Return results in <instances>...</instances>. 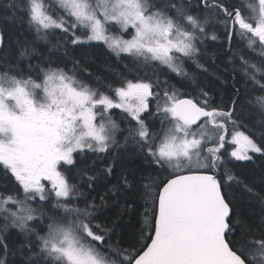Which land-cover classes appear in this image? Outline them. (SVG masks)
Wrapping results in <instances>:
<instances>
[{
    "label": "snow or ice",
    "instance_id": "obj_1",
    "mask_svg": "<svg viewBox=\"0 0 264 264\" xmlns=\"http://www.w3.org/2000/svg\"><path fill=\"white\" fill-rule=\"evenodd\" d=\"M58 6L60 15L45 0H0V180L16 188L0 193V264H264V0H248L247 14L233 0ZM215 24L223 40L209 33ZM93 41L199 95L180 98L158 73L109 85L118 99L101 92L78 79H92ZM200 75L231 79V94L216 105ZM114 108L135 126L121 129ZM142 114L159 116L160 129ZM254 157L251 175L232 165Z\"/></svg>",
    "mask_w": 264,
    "mask_h": 264
},
{
    "label": "trees",
    "instance_id": "obj_2",
    "mask_svg": "<svg viewBox=\"0 0 264 264\" xmlns=\"http://www.w3.org/2000/svg\"><path fill=\"white\" fill-rule=\"evenodd\" d=\"M233 2L237 5H241L236 1L233 0ZM48 6H50L48 4ZM57 8V7H56ZM54 9L53 11L57 14L60 15L62 14V11L58 9ZM79 34V33H78ZM22 35H27L26 32L22 33ZM63 34L59 31L56 30V38L59 39ZM34 36V33L29 36V38H32ZM221 40H223V33H221ZM69 50L71 51L73 48V45L70 43L67 45ZM79 50V49H78ZM91 61H90V67H91V72L93 74L92 79H89L86 74H80L78 76V79L82 80L84 83L91 85L92 87H98L100 91L106 90V88L109 85H117L118 87L121 86V80L123 79H129V80H136V79H151L155 81L156 79V73L159 74V78L163 80L165 76H169L170 82L175 84L177 88L179 89L181 97H186V98H195L199 94L197 93L195 86L191 85L190 81H184V83H180L179 78L175 77L174 74L169 73L167 70H161V69H156V68H144V67H139L135 61V58L121 54L120 57H117L113 52H111L104 44L102 43H91V47L87 49ZM228 57V56H227ZM222 58V56H221ZM156 63V62H153ZM224 61L222 59H217L216 65L221 66L220 68L223 69ZM87 66V65H86ZM127 66V67H125ZM68 67H71V64L68 65ZM193 68L189 69V71H192ZM222 74V70H220V73ZM199 75V74H198ZM99 76L101 78V84H97L95 78ZM215 77V76H214ZM231 79H228V82H230ZM226 84H229V83ZM199 83L201 85L205 86H210L212 89V92L214 94H218L220 92V89L218 88L217 82L212 79L211 76L208 75H200L199 76ZM191 85V86H190ZM243 92V85H239ZM150 102V108L149 112L150 113H155L156 111V100L153 98H149ZM143 118H145V122L148 124L149 128L152 131H158L160 129V117L155 116V115H148V114H142ZM113 120L120 125L121 129L126 130L129 125L135 126V121L131 120L130 117H128L126 114L121 113V114H116L113 116ZM245 123L248 125L247 129H242L247 132V134L252 135L254 134V138H257L259 140V137L261 135V130L258 125L253 126L254 122H249L245 120ZM117 136L119 139H123V135L120 133H117ZM89 156H92L95 158L94 154L89 153ZM229 158V157H228ZM226 157V159H228ZM260 164L261 161L259 159H255L254 157V163L249 162V161H235L233 159L232 165L235 166V170L237 172H240L244 175H251L254 172H259L260 171ZM67 167V166H65ZM62 171L64 170L63 168L61 169ZM5 182L0 180V193H3L4 195H10V194H15L16 193V188L14 187V184L12 181L7 182V189L5 188ZM85 191H87L86 187L84 188ZM98 191L102 194L103 188L101 187L98 189ZM22 195V193H21ZM97 192L91 193L89 196V199L91 196H96ZM99 201L97 200V203ZM81 207H83V203L80 204ZM145 240H141L140 243L143 244ZM138 245L137 247H139Z\"/></svg>",
    "mask_w": 264,
    "mask_h": 264
},
{
    "label": "flooded vegetation",
    "instance_id": "obj_3",
    "mask_svg": "<svg viewBox=\"0 0 264 264\" xmlns=\"http://www.w3.org/2000/svg\"><path fill=\"white\" fill-rule=\"evenodd\" d=\"M226 48H227V46L225 45V50H226ZM257 51L259 52L260 50H257ZM221 56H222V58H220V59H222L224 62L228 59L227 55H224L223 53L221 54ZM223 65H224V63H223ZM217 66H219V65H217ZM220 67H221V66H219V68H220ZM220 70L223 71V69H221V68H220ZM211 77H212V79H214L215 82H217V84H218V88L220 89V92H219L217 95L214 94V93L212 92V96H213V98H214L215 104H216V105H220V104H221V99H222V98H226L228 95L231 94L232 80H230V82H228L229 84H222L220 81L216 80V78H215L214 76H211ZM240 85H243V82H241ZM110 86H111L113 89H114L115 87H118V86L115 85V84L110 85ZM238 86H239V85H238ZM200 87H204V86L201 85V83H200ZM243 87H244V86H243ZM104 88H106V90L101 91V92H105L106 94L112 95V96L114 97V93L109 91L108 86H107V87H104ZM196 91H197V93H198V90H196ZM198 94H199V93H198ZM256 94H259V93H256ZM181 98H183V97H181ZM121 113H123V112H121L119 109L114 108V109L109 110V113H108V114H109L111 117H113V116H115L116 114L118 115V114H121ZM232 146H233V145H226V147H228L229 151L232 150ZM225 157L228 158L227 153H225ZM42 183H44L45 185H48V184H49L47 181H42Z\"/></svg>",
    "mask_w": 264,
    "mask_h": 264
},
{
    "label": "rangeland",
    "instance_id": "obj_4",
    "mask_svg": "<svg viewBox=\"0 0 264 264\" xmlns=\"http://www.w3.org/2000/svg\"><path fill=\"white\" fill-rule=\"evenodd\" d=\"M240 5H241V7H242V10H244L245 11V14H247V9H246V5H247V3H248V0H236ZM45 2H46V5H50L49 7H51L52 8V10H54L56 7V9H58V10H60V11H62L61 9H59V6H58V0H45ZM54 8V9H53ZM209 33H211L212 31H216L217 32V34L218 35H220L221 36V33H223V27L221 26V25H219V24H215L214 26H209ZM113 34L114 35H121L120 33H119V31L118 30H113ZM123 38L124 39H129L130 38V36L128 35V34H123ZM91 43H102L103 44V42L102 41H93V42H91ZM219 42H214V41H211V40H209L208 41V45H209V47L210 48H212V47H214L216 44H218ZM106 46V45H105ZM107 47V46H106ZM126 55V54H125ZM256 55H259V52L257 51V53H256ZM192 68L194 67V66H191ZM191 67H189L188 68V70L189 69H191ZM115 98V97H114ZM115 99H118V98H115ZM121 112H123L124 114H126L128 117H130L126 112H124L122 109H119ZM109 115V114H108ZM112 119H113V117H111ZM131 118V117H130ZM98 120H99V118H98ZM235 146L233 145L232 146V149L234 148ZM251 154V153H250ZM47 187H50V184H48V185H46Z\"/></svg>",
    "mask_w": 264,
    "mask_h": 264
},
{
    "label": "water",
    "instance_id": "obj_5",
    "mask_svg": "<svg viewBox=\"0 0 264 264\" xmlns=\"http://www.w3.org/2000/svg\"><path fill=\"white\" fill-rule=\"evenodd\" d=\"M183 98H186V97H183ZM183 98H182V99H183ZM148 243H150V241H148Z\"/></svg>",
    "mask_w": 264,
    "mask_h": 264
}]
</instances>
